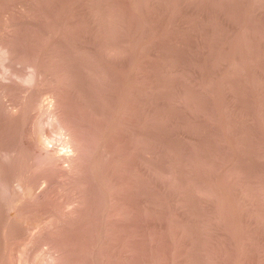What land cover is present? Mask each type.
Returning a JSON list of instances; mask_svg holds the SVG:
<instances>
[{
    "label": "rangeland",
    "instance_id": "rangeland-1",
    "mask_svg": "<svg viewBox=\"0 0 264 264\" xmlns=\"http://www.w3.org/2000/svg\"><path fill=\"white\" fill-rule=\"evenodd\" d=\"M0 264H264V0H0Z\"/></svg>",
    "mask_w": 264,
    "mask_h": 264
},
{
    "label": "bare ground",
    "instance_id": "bare-ground-1",
    "mask_svg": "<svg viewBox=\"0 0 264 264\" xmlns=\"http://www.w3.org/2000/svg\"><path fill=\"white\" fill-rule=\"evenodd\" d=\"M42 109V108H41ZM45 109V108H44ZM48 138V137H47Z\"/></svg>",
    "mask_w": 264,
    "mask_h": 264
}]
</instances>
